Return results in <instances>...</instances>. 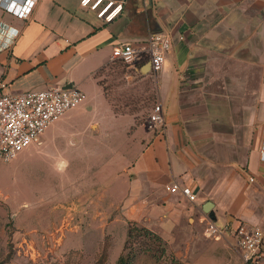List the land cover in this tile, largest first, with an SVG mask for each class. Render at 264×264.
Returning a JSON list of instances; mask_svg holds the SVG:
<instances>
[{
	"label": "crops",
	"instance_id": "1",
	"mask_svg": "<svg viewBox=\"0 0 264 264\" xmlns=\"http://www.w3.org/2000/svg\"><path fill=\"white\" fill-rule=\"evenodd\" d=\"M124 1L111 23L80 0H37L23 19L0 8V94L81 91L115 46L131 45L140 55L130 67L146 63L138 73L152 77L165 124L130 134L125 116V164L114 180L125 187L127 225L179 231L209 220L203 207L212 203L217 227L264 232V0ZM151 33L171 45L157 73L145 52ZM172 184L195 201L167 192Z\"/></svg>",
	"mask_w": 264,
	"mask_h": 264
},
{
	"label": "rangeland",
	"instance_id": "2",
	"mask_svg": "<svg viewBox=\"0 0 264 264\" xmlns=\"http://www.w3.org/2000/svg\"><path fill=\"white\" fill-rule=\"evenodd\" d=\"M145 64L137 73L128 64L124 71L110 65L96 79L109 99L90 79L81 89L85 99L45 129L41 146L32 143L8 162L0 158V264H95L102 251L103 264H116L128 228L125 187L114 180L125 164V116L133 118L130 134L140 125L150 129L156 105L152 77L138 73ZM185 224L153 231L164 254H138L134 264H239L230 240L205 238L204 222Z\"/></svg>",
	"mask_w": 264,
	"mask_h": 264
},
{
	"label": "built area",
	"instance_id": "3",
	"mask_svg": "<svg viewBox=\"0 0 264 264\" xmlns=\"http://www.w3.org/2000/svg\"><path fill=\"white\" fill-rule=\"evenodd\" d=\"M37 0H0V8L19 18H27ZM124 0H80V6L96 12L97 18L105 23L113 22L123 11ZM170 40L158 33L148 36L145 52L150 70H162L165 57L170 50ZM140 52L129 44L115 46L111 61L121 60L129 66L139 59ZM85 99V94L74 87L63 89L50 86L41 91H27L20 94H0V158L8 162L24 148L34 143L41 145L45 129L63 113L74 108ZM165 124L161 106L156 104L149 115V128L162 129ZM172 194L180 193L189 202L196 195L177 184L166 186ZM203 236L213 241L231 237L239 252L240 264H264V232L259 227L250 229L238 226L234 230L219 228L210 220L204 221Z\"/></svg>",
	"mask_w": 264,
	"mask_h": 264
},
{
	"label": "trees",
	"instance_id": "4",
	"mask_svg": "<svg viewBox=\"0 0 264 264\" xmlns=\"http://www.w3.org/2000/svg\"><path fill=\"white\" fill-rule=\"evenodd\" d=\"M118 63L121 64V66L123 67L122 70H120V71H124L123 69L128 67V65H126L121 60L111 61L107 66L100 69L95 74V76H94L95 79H97V77L100 75V73H102L103 70H105L107 67H109L110 65L118 64ZM129 69H131V71L133 73H135L134 68H129ZM145 78H147V77H145ZM97 84L99 86H101V80H97ZM102 93H103L105 98L109 99V96L103 87H102ZM153 93H154L153 98L156 100L155 90ZM125 106H126V103H125ZM112 108H113V111L115 113L118 112L115 105H113ZM128 114H130V113H128ZM157 249H158V251H159V249H162L161 253L164 254L163 241L160 238V236H158L157 234H155L154 232H152L151 230L147 229L144 226H139L136 223H131L128 225L127 238H126L124 246H123V251L118 256L116 264H134L138 254H148V255L154 256V255H156ZM105 257H106V253H105V251H102L96 257V263L95 264H103L105 259H106Z\"/></svg>",
	"mask_w": 264,
	"mask_h": 264
},
{
	"label": "water",
	"instance_id": "5",
	"mask_svg": "<svg viewBox=\"0 0 264 264\" xmlns=\"http://www.w3.org/2000/svg\"><path fill=\"white\" fill-rule=\"evenodd\" d=\"M146 69H144L142 72L144 73ZM70 88H72V85H68V86L64 87L63 89H70ZM212 208H213V204L212 203H207L203 207V212H204L205 215H207L209 220L215 222L216 217H215V213L212 210Z\"/></svg>",
	"mask_w": 264,
	"mask_h": 264
},
{
	"label": "snow or ice",
	"instance_id": "6",
	"mask_svg": "<svg viewBox=\"0 0 264 264\" xmlns=\"http://www.w3.org/2000/svg\"><path fill=\"white\" fill-rule=\"evenodd\" d=\"M84 2H85V3H87V2H88V0H84Z\"/></svg>",
	"mask_w": 264,
	"mask_h": 264
}]
</instances>
